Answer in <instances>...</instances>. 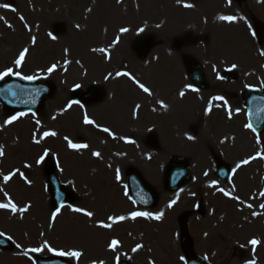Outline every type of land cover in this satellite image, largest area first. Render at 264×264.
<instances>
[{"label": "rangeland", "instance_id": "obj_1", "mask_svg": "<svg viewBox=\"0 0 264 264\" xmlns=\"http://www.w3.org/2000/svg\"><path fill=\"white\" fill-rule=\"evenodd\" d=\"M5 3L9 8L0 7V72L10 67L21 76H34L28 81L47 82L55 87V93L39 114L16 115L19 118L11 124L5 121L12 116L0 107V146L5 153L0 157V188L9 193L18 208L31 205L25 213L0 209V233L11 237L9 249L0 251V264H34L36 257L54 256L71 264H99L101 260L104 264L121 260L130 264H183L178 240L183 228L193 242V252L210 264H247L249 260L264 264V196L260 195L264 192V133L256 136L246 130V121L238 113H232L233 120L225 124L220 117L222 123L213 129L211 126L219 124V119L207 117L212 106L203 107L202 102L203 108L195 117L189 116L191 110H176L178 116L174 119L180 117L183 122L180 130L184 136L176 138L180 142L175 146L171 113L161 107V102L174 104L167 101L172 92H168L166 75L174 64L171 57L163 58L166 39L185 32L201 35L209 22L215 32L219 31L208 32L217 43L205 49L199 42L195 52H209L217 68L237 65L231 79L238 92L264 86V59L252 36L254 22L264 24V0H247L239 7L232 4L231 11H225L224 0H0V4ZM223 13L236 18L228 22V28L221 25L219 17ZM121 28L128 31L121 33ZM141 36L154 41V50L144 58H139L134 49ZM23 48L29 51L17 68L13 62ZM100 48L106 49L110 59L92 51ZM225 59L228 60L223 62ZM65 60L70 63L65 64ZM54 63L56 71L48 74L46 68ZM117 72L129 73L148 87L151 95L129 76H116ZM109 73L111 76L105 79ZM210 80L217 82L212 75ZM76 84L80 87L76 88ZM96 87L102 91L98 101L91 105L79 102L65 110L69 101H76L75 93L87 94ZM85 115L94 124H85ZM192 130L204 135L216 132L223 136L225 145L217 144L221 139L216 138V151L210 154L214 146L208 137L193 136ZM228 130L232 134L226 136ZM44 131L57 135L46 137L40 144L33 143V134L39 138ZM150 133L157 145L153 150L146 145ZM189 135L193 139H188ZM65 137L88 147L71 149ZM44 149L49 151V157L36 165ZM93 152L100 156H93ZM177 157L190 164V179L177 191L169 192L164 186L166 168ZM213 157L222 158L232 169V178L226 185L213 178ZM246 159L249 163L242 164ZM26 163L32 167L25 168ZM238 163L241 167L236 169ZM131 167L156 191L154 208L141 210L132 204L125 185ZM49 168L70 193L54 222L51 213L56 209L46 185ZM13 169L23 172L32 184H26L18 174L5 185L2 176ZM219 189L229 195L223 196ZM173 200L176 203L168 207ZM0 202H7L2 193ZM68 205L90 210L94 216L89 219ZM132 211L162 212L163 216L160 220H133L129 217ZM253 212L257 215L253 216ZM121 215L126 219L111 229L95 227V222H108V216ZM252 238L260 241L255 250L248 243ZM111 239L120 241L115 253L108 249ZM44 241L57 251H79L82 255L72 258L46 250L23 254L27 248L43 249ZM138 243L143 247L132 252Z\"/></svg>", "mask_w": 264, "mask_h": 264}, {"label": "snow or ice", "instance_id": "obj_2", "mask_svg": "<svg viewBox=\"0 0 264 264\" xmlns=\"http://www.w3.org/2000/svg\"><path fill=\"white\" fill-rule=\"evenodd\" d=\"M185 7H192L191 4H185L184 5ZM0 7L2 8H9V5L7 3L5 4H0ZM12 11H15L14 8L11 9ZM0 19H3V17H0ZM21 19H23V17H21ZM220 20L222 21H228V22H232L234 21L236 18L234 16H220L219 17ZM77 27H79L77 25ZM128 29L127 28H121L120 29V32L121 33H125L127 32ZM141 31H143V29H141ZM51 35V34H50ZM52 39H55V37H52ZM118 40L116 41H113V44L117 43ZM33 43H35V39L33 38ZM29 49L28 48H23L20 52H19V55H18V58H16L14 60V65L19 68L21 67L22 63L24 62L25 60V57H26V54L28 53ZM93 52L95 51H99L101 53H104L105 56L107 58L110 59V56L108 55L106 49L104 48H100V49H92ZM65 52V55L68 54V49H65L64 50ZM264 54V53H262ZM65 64H68L70 63V61L68 60H65L64 61ZM77 63H79V61H77ZM237 65L233 64L232 65V68H236ZM57 69V64H52L51 66L47 67L46 68V71L48 74H51L53 73L54 71H56ZM10 75H17V76H20L21 79H26V80H32L34 79L35 77L34 76H21L20 73L18 72H14L13 68H5L2 72H0V79H3L4 77L6 76H10ZM120 75H124V76H129V73L125 72V73H120V72H117L116 73V76H120ZM111 76V73H109V76H106L105 79H108L109 77ZM130 79L133 80L134 83L137 84V86L145 93H148L149 95H151V92L149 90L148 87H146L143 83H140L139 81L135 80L134 77H131L129 76ZM217 79H222V77L220 76H217ZM76 88H79L80 85L79 84H76L75 85ZM195 90V89H193ZM180 96L183 97L184 96V92H180ZM213 100H222L223 97H220V96H216V97H213L212 98ZM79 102L78 101H69V103L67 104V107L65 110H67V108H71L73 104H78ZM211 103V102H210ZM139 107V106H137ZM161 107H166V105H164L162 102H161ZM210 109H206V111H209ZM24 113H20V116H23ZM229 117L231 118V113L229 114ZM19 117L18 116H12L10 117L8 120L5 121V124H11L13 123L14 121H16ZM55 118V117H54ZM84 123L85 124H94V121L90 120L87 115H85L84 117ZM36 124L39 125L40 124V121L37 120L36 121ZM97 127H99L97 125ZM245 128H249L251 129V125L250 124H245ZM102 131L108 133L109 135H112V133L110 132V130L108 128H103L101 129ZM57 133L54 132V131H44L42 135L39 136V138H37L36 134L34 133L33 134V143L35 144H40L41 140L45 139L46 137H49V136H56ZM188 139H193V137L189 136ZM65 140L67 141V144H68V147L71 148V149H81V148H87L88 145L87 144H78V143H74L72 140H70L68 137H65ZM5 155L4 153V150H3V147L0 146V157H3ZM93 156H96V157H99L100 156V153L99 152H93L92 153ZM49 157V151L47 149H44L43 150V154L39 155V157L35 160V164L36 165H40L44 162H46V158ZM255 158V157H253ZM242 164H247L249 163V160H243L241 162ZM241 163H238L236 165V169H239L241 167ZM25 168H30L32 167L31 164H25L24 165ZM236 169H233V171H235ZM63 169H61L62 171ZM20 175V177L24 180V182L26 184H28L29 186L32 184V181L29 180L23 172H20L19 169H13V170H10L6 175H3L2 176V179H3V182L4 184H8L13 177H15L16 175ZM205 175H207V173H205ZM120 179V176H119V170H117V180ZM71 183V182H70ZM219 191L223 192L225 196L229 195L228 192H225L223 189H219ZM0 193L3 194V198L7 201L6 203H3V202H0V209H10L11 212L13 214L17 213V212H20V213H25L27 211H29V209L31 208V205L30 204H26L22 207H19L17 206L16 203L13 202V199L12 197L9 195V193L7 191L4 190V188H0ZM261 196H264V192H261L260 193ZM233 199H236V197H233ZM176 201L173 200L169 203L168 207H172L173 204H175ZM61 207H63V205H61ZM68 207L73 211V212H76V213H82L84 216L88 217L89 219H92L93 216H94V213L90 210H86L84 208H81V207H72L71 205H68ZM248 207H251V205H248ZM262 208H264V205H261ZM60 212V208H57L55 211H53L51 213V220L54 222L57 218V215L59 214ZM253 216H256L257 213L253 212L252 213ZM163 216V213L162 212H158V213H151V212H138V211H132L129 213V217L133 220H135L137 217H144L146 219H154V220H160ZM126 219L125 216L121 215V216H108L107 217V221L108 222H105V221H98V222H95V227H98V228H102V229H111L113 227L114 224L118 223V222H121V221H124ZM4 233H0V236H3ZM9 239H11V237H9ZM249 244H251L253 246V250H255V247L260 244V241L255 239V238H252L251 240L248 241ZM120 245V241H118L117 239H111L108 243V249L112 252H117V249ZM17 248H21V245L20 244H17L16 245ZM143 247L142 244H136L135 247H133L131 250L132 252H137L139 249H141ZM42 250H46V251H49V252H54L56 255H59V256H68V257H72V258H79L82 253L79 252V251H57L56 249L52 248L49 243L47 241H44L43 242V249L37 247V248H27V249H24L23 250V254L25 256L28 255L29 252H40ZM120 257L117 256L116 257V260L119 261ZM181 259L183 260V257H181ZM93 264H97L96 261H93ZM99 264H104V261L101 260L99 261ZM247 264H256V261L255 260H249L247 261Z\"/></svg>", "mask_w": 264, "mask_h": 264}, {"label": "water", "instance_id": "obj_3", "mask_svg": "<svg viewBox=\"0 0 264 264\" xmlns=\"http://www.w3.org/2000/svg\"><path fill=\"white\" fill-rule=\"evenodd\" d=\"M147 49L144 48L143 52ZM193 76H197L202 82L201 75L196 72ZM192 76V77H193ZM53 89L48 84H35V83H23L20 81L9 80L3 84H0V104L8 113H14L16 111L37 113L44 103V101L52 95ZM247 105L249 110L250 125L256 132H262L264 130V96L248 95ZM255 98V99H254ZM181 165H175L168 176V189L175 190L182 182L186 181L189 176L188 168L182 161H178ZM224 178L225 172H221ZM128 186L130 187L131 195L138 203L144 206L151 207L154 205V194L152 189L148 188L139 178H127ZM48 185L51 189L53 201L56 207H59L63 202L67 201L68 194L64 192V189L59 185L56 177L52 172L48 176ZM182 244L185 250H188L189 241L184 236ZM9 247V242L0 237V249L5 250ZM190 264H204L199 260L191 261L192 257L189 256ZM37 264H67L63 261L56 259H44L37 260ZM121 264H126L122 262Z\"/></svg>", "mask_w": 264, "mask_h": 264}, {"label": "flooded vegetation", "instance_id": "obj_4", "mask_svg": "<svg viewBox=\"0 0 264 264\" xmlns=\"http://www.w3.org/2000/svg\"><path fill=\"white\" fill-rule=\"evenodd\" d=\"M183 52H184V40H176L174 43H173V46L171 47V50H170V53L171 54H173V55H176L177 57H180L182 60V63L184 62V60H183ZM187 63L189 64L190 63V61H188L187 60ZM177 70L181 73V74H183L182 73V70H183V67H177ZM206 87V83H205V85H204V88ZM181 86L179 85L178 86V89H176V92H177V98L180 96V92H181ZM229 90L228 89H226L225 91H223V90H219L218 92L216 91L215 92V94L217 95V96H220V97H223V99L222 100H220V105L221 106H223V105H226V104H228L229 102H230V97L228 96V92ZM195 95H197V96H199L198 94H192V96H195ZM192 96H190V98H189V101H191L192 103L193 102H195L196 100H197V97H192ZM205 101L206 102H210V99L209 98H206L205 99ZM180 102H181V96H180ZM218 106V105H217ZM174 108H176V105H174L173 106ZM219 109H221V108H219ZM222 110V109H221ZM218 117V119H219V124H216V127H215V129H217L218 127H219V125H220V122H221V120H220V117L221 118H223V122H224V124H225V122H227V120H228V118L226 119L224 116H222V114H221V111H219L218 113H216V114H214V117ZM222 123V122H221ZM228 132V131H227ZM226 132V133H227ZM214 133H216V132H214Z\"/></svg>", "mask_w": 264, "mask_h": 264}, {"label": "bare ground", "instance_id": "obj_5", "mask_svg": "<svg viewBox=\"0 0 264 264\" xmlns=\"http://www.w3.org/2000/svg\"><path fill=\"white\" fill-rule=\"evenodd\" d=\"M209 3V2H208ZM166 79L167 80H169V81H173L174 79H173V77L171 76V75H166ZM118 122V121H117ZM40 214V213H39ZM40 216H39V218H37V219H39L40 220ZM36 220V219H35ZM61 225L62 226H64V228L66 227V222H65V220H63V222H61Z\"/></svg>", "mask_w": 264, "mask_h": 264}]
</instances>
